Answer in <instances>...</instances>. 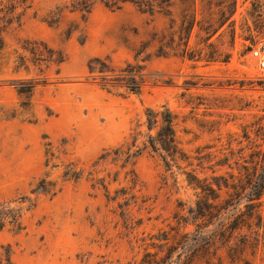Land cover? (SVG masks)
Returning <instances> with one entry per match:
<instances>
[{
    "label": "rangeland",
    "instance_id": "374dc122",
    "mask_svg": "<svg viewBox=\"0 0 264 264\" xmlns=\"http://www.w3.org/2000/svg\"><path fill=\"white\" fill-rule=\"evenodd\" d=\"M236 1L234 25L208 42L199 22L205 13L224 20L232 0L207 11L200 0H172L169 15L96 4L86 15L63 10L54 24L50 14L66 0L27 1L2 34L0 202L24 197L28 209L20 230L0 232V264H264V190L255 199L246 178L254 168L264 174L254 156L264 150V69L251 56L264 45V0ZM192 24L188 48L200 58L173 56L171 38L186 41ZM42 45L62 62L22 48ZM128 63L146 76L137 93L89 72L111 76ZM28 81L26 98L17 86ZM162 106L189 160L168 170L159 152L145 151L122 168L112 152L126 150L136 124L145 131V111ZM188 174L233 188L209 195L190 188Z\"/></svg>",
    "mask_w": 264,
    "mask_h": 264
},
{
    "label": "trees",
    "instance_id": "16d2710c",
    "mask_svg": "<svg viewBox=\"0 0 264 264\" xmlns=\"http://www.w3.org/2000/svg\"><path fill=\"white\" fill-rule=\"evenodd\" d=\"M28 0H0V58L5 50V44L3 41L2 34L8 25H11L14 21H19L23 13L30 7L27 5ZM197 0H192V4H196ZM236 0H232L230 7L228 8V15L221 10V18L224 20H218L216 22L212 21L209 14L205 13L203 19L199 22V30L206 34L205 42H208L213 36H215L219 30L228 22L233 26V21H231L232 16L236 12ZM201 5L204 10L207 6L215 5L220 7L225 3V0L221 2L212 3L211 0H200ZM220 3V4H217ZM96 4H102L111 11H116L121 9L123 6L130 4L137 8L143 13L154 15L157 12H164V14L169 15L170 8L172 7V0H66L63 8L57 9V12H51L49 23L54 24L61 16L63 10H68L70 13L78 12L80 14H89L92 8ZM21 9L20 13L17 10ZM204 14V12H203ZM195 21V20H194ZM193 28V24L188 27H184L186 31V41L180 39V43L174 44V38H171V43L167 49L173 52V56L187 57L188 59H193L196 55L200 58V51L195 52L188 48V41ZM152 41L146 43L149 45ZM208 46L212 47V43ZM146 47V46H145ZM24 51L29 52L35 60L39 61H50L53 63H61L62 60L55 57V52L49 50L45 45L43 46H33L31 48L22 47ZM20 61L24 62L23 58ZM23 65V64H21ZM1 66V65H0ZM143 68L138 64L132 65L130 63L126 64L125 68L119 70L118 73L109 76L108 71L103 69H97L89 67L90 73H100L102 74L103 80H106L105 85L113 87H122L126 91L137 93L140 91L142 86L146 83V76L142 73ZM35 87L32 81L21 82L18 84L17 89L20 95H24L28 98ZM145 126V131L140 130L141 124H136L133 132L130 134V143L127 144L126 150L118 148L112 152L114 157L113 161L121 160L123 162L122 168H125L130 160H133L137 156L141 155L145 151L159 152L163 158L165 166L168 170L171 169L170 162H177L179 160L188 161L189 157L183 152L179 147V142L176 137L175 132V116L167 109L162 106L159 109H147L145 111V122L142 124ZM259 145L256 146L258 149L255 151L254 156L256 157L255 166L260 163L261 167L264 165V150L259 149ZM110 154H105L103 158H107ZM261 159L260 161L258 160ZM191 166V164H188ZM246 171L248 169H245ZM264 172V171H263ZM133 177L129 179V182L135 186L136 185V175L133 170L127 171L125 173L126 177ZM248 180L247 184L250 188L255 199H259L264 190V174H257L254 168L252 173H247ZM214 185L216 189L213 188L212 184L206 183V180L200 181L197 179L196 175L188 174L186 178L187 185L193 190L200 189L206 194L217 195L216 190H220L221 187L233 188L232 185L228 184L227 180L223 177H214ZM101 185L106 189L103 182ZM39 189L42 191H47L45 182L42 181ZM217 198V197H215ZM26 198L22 197L17 200H10L0 202V232L11 227L15 230L21 229V219L25 208ZM114 200V198H110ZM131 200L134 199L132 195ZM127 200L119 204L120 208L127 206ZM210 208V204H206ZM188 212L193 216H200L204 213L203 210H192L190 208ZM195 218V217H194ZM261 219V218H260ZM262 221V219H261ZM262 223V222H261ZM7 258V256H6ZM8 259V258H7ZM6 259V261H8Z\"/></svg>",
    "mask_w": 264,
    "mask_h": 264
},
{
    "label": "built area",
    "instance_id": "2783aa9c",
    "mask_svg": "<svg viewBox=\"0 0 264 264\" xmlns=\"http://www.w3.org/2000/svg\"><path fill=\"white\" fill-rule=\"evenodd\" d=\"M251 56L256 60L258 67L264 69V45L261 44L258 48L251 51Z\"/></svg>",
    "mask_w": 264,
    "mask_h": 264
}]
</instances>
